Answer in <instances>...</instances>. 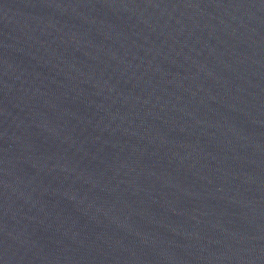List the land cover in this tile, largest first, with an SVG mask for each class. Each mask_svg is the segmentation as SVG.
I'll return each instance as SVG.
<instances>
[{
	"label": "water",
	"instance_id": "water-1",
	"mask_svg": "<svg viewBox=\"0 0 264 264\" xmlns=\"http://www.w3.org/2000/svg\"><path fill=\"white\" fill-rule=\"evenodd\" d=\"M0 264H264V0H0Z\"/></svg>",
	"mask_w": 264,
	"mask_h": 264
}]
</instances>
